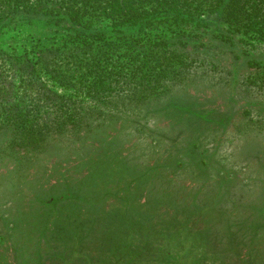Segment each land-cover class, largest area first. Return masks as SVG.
I'll use <instances>...</instances> for the list:
<instances>
[{
	"label": "rangeland",
	"instance_id": "rangeland-1",
	"mask_svg": "<svg viewBox=\"0 0 264 264\" xmlns=\"http://www.w3.org/2000/svg\"><path fill=\"white\" fill-rule=\"evenodd\" d=\"M244 2L248 35L154 93L137 76L84 79L62 63L65 83L47 84L76 100L96 135L25 172L24 194L0 193V264H264V0L251 11ZM44 31L34 21L0 29V48L20 54ZM157 31L176 41L175 26ZM116 165L137 171L117 183ZM14 166H1L0 182Z\"/></svg>",
	"mask_w": 264,
	"mask_h": 264
},
{
	"label": "trees",
	"instance_id": "trees-1",
	"mask_svg": "<svg viewBox=\"0 0 264 264\" xmlns=\"http://www.w3.org/2000/svg\"><path fill=\"white\" fill-rule=\"evenodd\" d=\"M239 1L156 0L146 8L141 0H0V29L32 21L41 22L45 29L20 54L0 48V168L14 162L16 172L10 180L0 182V193L24 194L22 189L29 185L22 180L25 172L38 174L40 161L50 160L51 152L57 150L61 158L63 152L93 141L96 135L92 127L97 123L85 120L76 100L47 84L50 79L65 83L62 63L80 67L84 79L120 72L137 76L138 89L145 95L154 93L164 79H178L188 65L209 60L218 63L219 44L227 45L230 37L248 33V24L237 22ZM257 1L245 0L244 4L251 11ZM103 22L111 30L96 27ZM207 25L215 34L196 31ZM161 26H175L172 35L176 41L163 37L157 31ZM191 45L195 54L188 56L186 64ZM109 60L112 65L107 72ZM105 155L118 159L114 151ZM129 169L116 165L122 173L117 183H124L137 171Z\"/></svg>",
	"mask_w": 264,
	"mask_h": 264
}]
</instances>
